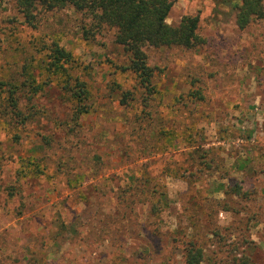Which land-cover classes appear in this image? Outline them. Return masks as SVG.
<instances>
[{
  "label": "rangeland",
  "instance_id": "obj_1",
  "mask_svg": "<svg viewBox=\"0 0 264 264\" xmlns=\"http://www.w3.org/2000/svg\"><path fill=\"white\" fill-rule=\"evenodd\" d=\"M187 14L202 42L143 45L145 93L114 29L70 6L31 27L0 0V80L51 78L20 92L26 122L0 113V264H186L190 244L201 264H264V17L239 28L228 2L174 0L166 22ZM51 41L89 90L77 122Z\"/></svg>",
  "mask_w": 264,
  "mask_h": 264
},
{
  "label": "trees",
  "instance_id": "obj_2",
  "mask_svg": "<svg viewBox=\"0 0 264 264\" xmlns=\"http://www.w3.org/2000/svg\"><path fill=\"white\" fill-rule=\"evenodd\" d=\"M23 15V21L35 27L36 12L40 10L51 11L70 6L75 11L85 15L91 21V26L99 28L108 26L114 29V41L123 46L127 53L128 63L120 66L121 70H130L145 93L153 90V70L147 64L143 45L183 46L190 47L193 43H201L202 38L197 34L198 16L184 15L176 24L166 22L167 15L174 0H14ZM215 2H228L236 10L235 19L239 28H244L251 21L264 17V0H215ZM38 50H46L43 65L47 72L53 74L61 71L58 84L70 91L73 98L71 118L77 122L83 113L88 112L84 99L88 96L87 88L82 80L70 79L62 76V71L71 61V55L57 41L47 45L40 44ZM26 71V66L23 68ZM30 77L28 85L0 80V113L24 123L28 115L22 112L20 97L23 88L26 98L30 99L38 93L51 78L35 80ZM27 78V77H26ZM28 79V78H27ZM146 104L148 98H144ZM30 117V115H29ZM186 255V264H201V249L189 245Z\"/></svg>",
  "mask_w": 264,
  "mask_h": 264
}]
</instances>
